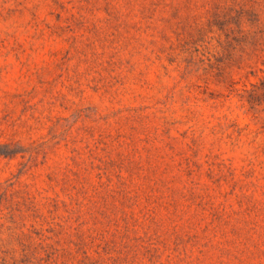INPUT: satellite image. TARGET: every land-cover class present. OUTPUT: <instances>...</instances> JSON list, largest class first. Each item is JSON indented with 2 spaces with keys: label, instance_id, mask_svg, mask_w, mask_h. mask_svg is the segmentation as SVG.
Instances as JSON below:
<instances>
[{
  "label": "rangeland",
  "instance_id": "1",
  "mask_svg": "<svg viewBox=\"0 0 264 264\" xmlns=\"http://www.w3.org/2000/svg\"><path fill=\"white\" fill-rule=\"evenodd\" d=\"M0 264H264V0H0Z\"/></svg>",
  "mask_w": 264,
  "mask_h": 264
}]
</instances>
